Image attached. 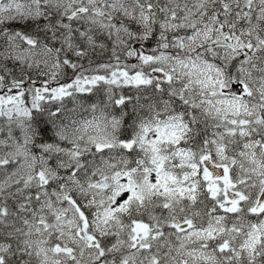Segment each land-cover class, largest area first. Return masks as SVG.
I'll list each match as a JSON object with an SVG mask.
<instances>
[{"label":"snow or ice","instance_id":"6c2138e0","mask_svg":"<svg viewBox=\"0 0 264 264\" xmlns=\"http://www.w3.org/2000/svg\"><path fill=\"white\" fill-rule=\"evenodd\" d=\"M0 264H264V0H0Z\"/></svg>","mask_w":264,"mask_h":264}]
</instances>
